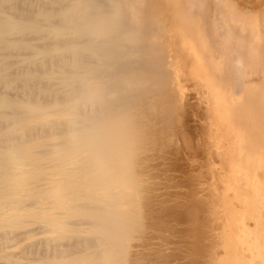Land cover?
I'll list each match as a JSON object with an SVG mask.
<instances>
[{
  "label": "bare ground",
  "instance_id": "1",
  "mask_svg": "<svg viewBox=\"0 0 264 264\" xmlns=\"http://www.w3.org/2000/svg\"><path fill=\"white\" fill-rule=\"evenodd\" d=\"M186 85L205 104L226 195L241 206L226 209L231 260L264 264V0H0V264L136 262L167 178L149 162L155 123L185 106ZM220 204L205 206L216 217Z\"/></svg>",
  "mask_w": 264,
  "mask_h": 264
},
{
  "label": "rangeland",
  "instance_id": "2",
  "mask_svg": "<svg viewBox=\"0 0 264 264\" xmlns=\"http://www.w3.org/2000/svg\"><path fill=\"white\" fill-rule=\"evenodd\" d=\"M238 2H239V0H238ZM243 2V0H241V3ZM245 2V1H244ZM209 12V11H208ZM191 85H192V83H191ZM191 85H186V87H185V89H186V92L184 93V95H186V94H188L189 93V96L192 98V99H197V97H198V95H197V97H196V91L194 90V89H192V88H190L189 86H191ZM187 86L189 87V88H187ZM192 87V86H191ZM190 90V92H188L189 90ZM191 90H193V91H191ZM196 92V93H195ZM191 93V94H190ZM195 93V94H194ZM188 96V98H186L188 101L186 102V99H185V97H184V101H185V103H184V105L185 106H182L183 104L180 102V106H182L183 108L182 109H184L185 107V109H186V111H185V109H184V112H185V114H183L184 112L183 111H181L182 109H181V107L178 109V107L176 108L177 110H175L177 113H179V114H176L175 115V113H173V115H172V117H171V115H170V117L168 116H166V117H164V115H159L160 117H161V120L164 122V125H165V123H166V125L165 126H168V122H172L171 124H169V126L167 127V128H165V126L163 127V122H161V120H159L158 119V121H160V122H158V121H156V125L155 126H158L159 125V127L161 128V127H163L162 128V130L158 127H156L157 128V132H160L161 131V133H163V131L165 132L166 130V132H165V134L163 133V135H165L166 137H168V138H166V137H164L161 133H160V135L158 136V134L157 135H155L154 136V139H155V141L154 142H156L155 143V146L153 145V148L151 149L152 151H150L151 153V155H149L150 156V159H149V162L151 163V165H152V168H153V174L155 175H159V173L160 174H165L164 176L163 175H159L158 177L161 179V178H163V179H161V180H163L164 181V177H166V175H167V178H169L168 176H174L173 178H172V181L174 182H170L171 181V178L170 179H167L168 181H166V179H165V181H164V183H163V181H162V183H163V185H164V187L166 188H164V190H162L163 192H162V194H163V197L161 198V200L158 202L159 204H156V205H153V209H151L152 211H151V217L153 218V220L151 219V217H150V214H149V216H148V219H146V220H148V223L146 222V228H149V230H147V232H148V234H150L149 236H148V234H147V232H145L146 234H145V242H144V246H145V248H144V246H143V249H145V250H143L141 253L144 255H142V254H140V255H138L137 256V260H136V262H130V264H133V263H135V264H143L144 262L146 263V264H171V263H173V264H236L235 262H232L233 260H231L232 258H233V255L232 254H234L233 252L234 251H232V249H230L229 250V239H228V235H230V227H229V219H228V217H230L229 215H227V207L228 206H230V205H233L234 207H237L236 209H235V211H238V210H240L241 209V206H240V204L236 201V200H234V199H232L231 197H229V196H227L226 195V190H227V188L224 186L225 184H224V182H222V180H221V178L223 177V176H225V174L227 173V168H225V166L224 167H222L224 164H223V161H222V158H219V155L221 154H216L217 153V149L216 148H218L217 147V144H215V142L216 141H214L211 137L209 138V135H210V133H208L207 134V132H210L209 131V128H208V126H207V123H208V121H207V119L205 118V104H204V102H202V101H200L201 99L198 97V99H199V102H198V99L195 101V100H192L190 97ZM189 101H190V103H189ZM193 101V102H192ZM183 102V101H182ZM200 102H202V103H200ZM187 103V104H186ZM195 103H196V105H195ZM199 103H200V105H199ZM204 104V105H203ZM187 106H189V109H188V107ZM195 106V107H194ZM197 106H198V109H197ZM200 107V108H199ZM193 108V110H191ZM190 110V111H189ZM203 110V111H202ZM198 111V112H197ZM193 112V113H192ZM197 112V113H196ZM180 113L182 114V115H180ZM191 113V114H190ZM196 114L198 115L197 117H196ZM174 115H175V117H174ZM187 115V116H186ZM195 116V118L193 119L192 117H194ZM164 117V118H163ZM174 117V119H172V121H170L171 120V118H173ZM186 117V118H185ZM182 118V119H181ZM200 118V119H199ZM166 119V120H165ZM206 121H205V120ZM167 120H169L168 122H167ZM181 120V121H180ZM200 120H204V121H200ZM175 122V123H174ZM186 124H185V123ZM198 122H201V123H198ZM202 122H204V124L202 123ZM158 123V124H157ZM175 125H174V124ZM184 123V124H183ZM193 123V124H192ZM173 124V125H172ZM202 124V125H201ZM161 125V126H160ZM172 126V127H171ZM188 126V127H187ZM193 126V127H192ZM205 128H204V127ZM174 127V130L173 129H171V128H173ZM180 127V128H179ZM182 127V128H181ZM198 127V128H197ZM165 128V129H164ZM170 128V129H169ZM188 128V129H187ZM160 131H159V130ZM168 129H169V131L171 132H169L168 131ZM178 129V130H177ZM183 129V130H182ZM203 129V130H202ZM205 129H207V131L205 130ZM180 130V131H179ZM200 130V131H199ZM202 130V131H201ZM175 132V134H174V132ZM206 131V132H205ZM169 132V133H168ZM196 132V133H195ZM204 132V133H203ZM177 133V134H176ZM167 134V135H166ZM170 134V135H169ZM172 134V135H171ZM162 135V136H161ZM197 135H199V137L197 136ZM204 135H205V137H204ZM170 136H172V137H170ZM179 136V137H178ZM208 138H207V137ZM211 136V135H210ZM204 137V138H203ZM158 138H160V139H158ZM162 138V139H161ZM164 138V139H163ZM170 138V139H169ZM172 138H173V140H172ZM175 138H177V139H179V141L180 142H178V140L177 139H175ZM186 138H188V140H190V144L188 145L187 143H184V142H186L184 139H186ZM196 138L198 139L199 138V141L201 142V143H196L197 141H196ZM165 139H167V140H165ZM206 140L205 142H204V140ZM208 139H210V140H208ZM159 140V141H158ZM161 140V141H160ZM168 140H170V142L172 143L171 145H170V142L168 141ZM203 140V141H202ZM162 141H165V142H162ZM167 141V142H166ZM172 141H174V142H172ZM175 141H177V143H179V145L175 142ZM184 141V142H183ZM198 141V142H199ZM209 141H210V144H209ZM158 142H160V143H158ZM203 142V143H202ZM208 144H207V143ZM161 143H164V144H161ZM166 143V144H165ZM175 143V144H174ZM211 143L212 144H215V146H214V148L213 147H211ZM158 144V145H157ZM168 144V145H167ZM182 144V145H181ZM158 146V148H157V146ZM176 145V146H175ZM194 145H196V147L194 146ZM200 145H201V147H200ZM207 145V146H206ZM161 146V147H160ZM167 146V147H166ZM169 146H171V147H169ZM205 146V147H204ZM213 146V145H212ZM154 147H156V148H154ZM164 147V148H163ZM166 147V148H165ZM198 147V148H197ZM162 150H161V149ZM171 148H173V149H171ZM176 148V149H175ZM188 148V149H187ZM193 148V149H192ZM205 148H206V150H207V152H210V154H208V153H206V150H205ZM207 148H213L212 150H214V149H216V152H215V150L212 152L211 151V149H210V151H209V149H207ZM157 150V151H155V150ZM163 149H165V152L163 151ZM168 149V150H167ZM183 149V150H182ZM186 149V150H185ZM203 149V150H202ZM219 149V148H218ZM154 150V151H153ZM161 152H160V151ZM167 150V151H166ZM169 150H171L170 152H168ZM176 150V151H175ZM181 150H182V154H178V153H181ZM220 150H222V149H219L218 150V152L220 151ZM175 151V152H174ZM185 152V154H184V152ZM202 151V152H201ZM155 152H157L156 154L158 155V153H159V155L157 156L156 154H155ZM162 152H164V153H166V154H164V153H162ZM221 152V151H220ZM153 153V154H152ZM164 154V155H162V154ZM167 153H169V154H167ZM177 153V154H176ZM205 153V154H204ZM171 154H174V155H176V156H174V155H171ZM207 154L208 155H211V156H209L208 158H209V160H210V157H211V160H212V158H213V160L211 161L210 160V162L208 163V161H206V158H207ZM153 155V156H152ZM172 157H171V156ZM217 155H218V157H217ZM160 156H162V157H160ZM166 158H165V157ZM185 156H187L186 158H185ZM197 156V157H196ZM222 156V155H221ZM154 157H155V159H154ZM193 157V158H192ZM154 160H153V159ZM157 158V159H156ZM162 158V159H161ZM164 158V159H163ZM168 158V159H167ZM196 158V159H195ZM203 159L202 161L201 160H199V161H201L202 163H206V164H210L211 162H213V164H211V165H209V166H211V167H213V168H208L207 166L208 165H206V164H202L201 162H199V161H196L197 159ZM207 158V159H208ZM219 158V159H218ZM159 159V160H158ZM190 160V162L192 163L193 162V164H191L190 162H189V160ZM194 159H195V161L196 162H199V163H197L196 164V162L194 161ZM221 159V160H220ZM153 160V161H152ZM220 160V162H218ZM158 162V164H157V166H154V164L156 165V163ZM159 162H161V163H159ZM167 162H168V164H167ZM214 162H216V164L214 165ZM154 163V164H153ZM195 163V164H194ZM199 164V165H198ZM150 165V166H151ZM166 165V166H165ZM201 165V166H200ZM163 168V166L165 167L164 169H162L161 167ZM190 166V167H189ZM197 166H199V167H197ZM204 166V168H208L210 171H211V173L212 172H214L213 171V169L215 170V171H217V172H215V173H209V177H210V180H208V173L207 172H209V170L207 169H200L201 167H203ZM216 166H217V168H216ZM156 168V169H155ZM167 168V169H166ZM168 168H170L169 170H168ZM219 168V169H218ZM161 169V170H160ZM166 169V170H165ZM155 170V171H154ZM158 170V171H157ZM165 171V173H164V171ZM191 170V171H190ZM199 170V171H198ZM200 170H202V176L203 175H205V176H203V177H205L204 179H207V180H200V178H202L200 175H201V173H200ZM223 171V174L221 173L222 171ZM159 171H161V172H163V173H161V172H159ZM170 171H172L171 173H170ZM175 171H176V173H175ZM182 171V172H181ZM184 171V172H183ZM195 171V174L196 175H198V176H196L193 172ZM206 171V172H205ZM221 171V172H220ZM157 172V173H156ZM180 172V173H179ZM203 172H204V174H203ZM170 175H169V174ZM182 173V174H181ZM186 173V174H185ZM191 173H193V174H191ZM200 173V174H199ZM207 175H206V174ZM190 174V175H189ZM217 175V180H216V178H214V175ZM183 175V176H182ZM189 177H188V176ZM193 175V176H192ZM211 175V176H210ZM215 175V176H216ZM163 176V177H162ZM180 176L183 178H180ZM186 176H187V178H186ZM193 177V179L191 180L190 178H192ZM207 176V177H206ZM220 176V177H219ZM175 177H176V179H175ZM186 179H185V178ZM194 179H196V181H193ZM213 179H215L214 181H211V180H213ZM177 180V181H176ZM181 180V181H180ZM183 180V181H182ZM199 181H201L200 182V185L201 186H199V189L197 188L198 187V185L199 184H197V183H199ZM202 181L204 182H209V183H212V184H210L209 186L210 187H208L207 186V183H206V188H203V187H205V184L202 186ZM167 182L169 183H171V184H167ZM196 182V183H195ZM204 182V183H205ZM216 183V182H218V185L216 186V184H214V183ZM208 183V184H209ZM165 185H169L168 186V188L165 186ZM173 185V186H172ZM175 185L176 186H178V188H179V186L181 187V189L179 188V190L178 189H176V187H175ZM184 187V188H183ZM188 187V188H187ZM220 188V189H217V188ZM223 187L225 188V190H223ZM175 188V189H174ZM195 188H196V190H195ZM201 188H202V190H201ZM168 189V190H167ZM186 189H188V191L186 190ZM203 189H204V191L205 192H203ZM212 189V191L211 192H213L214 194L216 193V195H215V198H217L218 197V203L216 202V200H215V202H213V197H214V194L212 195V194H210V195H208L209 193H211V192H209L210 190ZM167 190V191H166ZM172 190V191H171ZM207 190H208V192H207ZM222 192H221V191ZM182 193H181V192ZM192 191H193V193H192ZM197 191V192H196ZM199 191H202L203 192V194L202 193H200ZM220 191V192H219ZM169 192V193H168ZM176 193V194H174V193ZM194 192H196V193H194ZM166 193V194H165ZM173 193V194H172ZM178 193V194H177ZM189 193V194H188ZM197 193L199 194V196H197V198L199 197L200 198V200H199V198L198 199H196L194 196L195 195H197ZM204 193H206L205 195H204ZM223 193V194H222ZM183 194V195H182ZM200 194H202L203 196H207V197H204L205 199L206 198H208V200H210V201H206L205 202V200L203 199V196H201ZM166 195V198L164 197ZM168 195V196H167ZM170 195H172V196H170ZM180 195V196H179ZM212 195V197L210 198V196ZM220 195V196H219ZM171 198H170V197ZM177 197L178 196V198H175V197ZM184 196V197H183ZM186 196V197H185ZM191 196V197H190ZM167 197H169L168 199H167ZM202 197V198H201ZM172 198H173V200H174V202L172 203V202H170V200L171 201H173L172 200ZM182 198L184 199V200H182ZM190 198V199H189ZM210 198V199H209ZM214 198V199H215ZM166 199H167V201H168V203L167 204H165L167 201H166ZM175 199H176V201H175ZM179 199V200H178ZM204 200V201H202V200ZM165 200V201H164ZM181 200V201H180ZM196 200V201H195ZM199 200V201H198ZM185 201V202H184ZM170 202V203H169ZM179 202V203H178ZM200 202V203H199ZM220 202H221V204H220ZM223 202V203H222ZM175 203H177V204H180V205H177L176 206V204ZM181 203H182V205H181ZM183 203L185 204L184 206H183ZM189 203H191L192 205H190ZM194 203V204H193ZM195 203H197V204H195ZM202 203V204H201ZM204 203H206V204H204ZM208 203H212L213 205L216 203V204H220L218 207L219 208H217V211H218V213H220V212H222V213H220V215L218 216L216 213H217V211H216V208H215V211L216 212H214L215 213V215H216V217L218 216L219 218H220V220H221V222H219L218 221V219L219 218H216L215 216H214V214H212V212H210V210H212V209H210L211 207L213 208V210H214V207H217V205H214V207L211 205V204H209V209L210 210H208V206H205V205H208ZM198 204H201L203 207H204V209H206L205 207H207V209L204 211V209H203V207H201L200 205H198ZM171 205V206H170ZM176 207H175V206ZM187 205V206H186ZM189 205V206H188ZM195 205H198V207H195ZM162 206H163V208H162ZM164 206H166L165 207V210H164ZM174 207V209H173V207ZM200 206V207H199ZM211 206V207H210ZM223 206V207H222ZM154 207H155V209H154ZM172 207V208H171ZM180 207H182V208H180ZM187 207V208H186ZM169 208H170V210H169ZM177 208V209H176ZM178 208H180V209H178ZM193 208V209H192ZM203 210H202V209ZM161 209V210H160ZM173 209V210H172ZM176 209V210H175ZM188 209V212L189 213H187L186 214V212H184V211H186ZM190 209V210H189ZM198 209V210H197ZM221 209H223V211H220L219 212V210ZM153 210L155 211V213L153 212ZM159 210V211H158ZM164 210V211H163ZM171 211V212H169V211ZM175 210V211H174ZM208 210V211H207ZM212 210V211H213ZM158 211V212H157ZM163 211V212H162ZM167 211H168V213H167ZM198 211V212H197ZM202 211V212H201ZM167 214H166V213ZM172 212H174V213H172ZM164 213H165V215H164ZM197 213H199V214H197ZM212 215H211V214ZM154 214H155V216H154ZM157 214V215H156ZM158 214H161V215H159V217H158ZM171 214V215H170ZM209 214H210V216L211 217H213V218H211V220L212 219H215L216 218V220H214V221H211L209 218L207 219V216L209 217ZM221 214L223 215V216H225V218H222L221 219V217H223V216H221ZM225 214V215H224ZM164 215V216H163ZM173 215V216H172ZM198 217H197V216ZM207 215V216H206ZM162 217V219L160 220V218ZM167 216V217H166ZM187 216V217H186ZM191 216H192V218H191ZM196 216V217H195ZM195 219H194V218ZM204 217V218H203ZM206 217V218H205ZM156 218V219H155ZM159 218V219H158ZM150 219L152 220V221H150ZM169 219V220H168ZM198 219V220H197ZM205 219H206V221H205ZM226 221H225V220ZM158 220H159V222H158ZM201 220V221H200ZM204 220V221H203ZM160 221H163V222H160ZM174 223H173V222ZM192 221V222H191ZM196 221V222H195ZM211 221V222H210ZM217 221V222H216ZM226 223H224V222ZM156 222V223H155ZM167 222V223H166ZM181 222V223H180ZM187 222L188 223H190V224H187ZM194 222V223H193ZM203 222V223H202ZM212 222L214 223V225H213V227H212ZM150 223H151V225H150ZM154 225H153V224ZM159 223V224H158ZM170 225H169V224ZM179 223V227L178 226H176V224H178ZM182 223H184V224H182ZM218 223H224L225 224V226L223 225V224H218ZM166 224V226H164ZM172 224H174V225H172ZM201 224H203V225H201ZM204 224H207L206 226L204 225ZM211 224V225H210ZM157 227H156V226ZM168 225V226H167ZM195 225V226H194ZM223 227H225L223 230L221 229V228H223ZM250 225H252L251 227H254V221H251L250 222ZM147 226H149V227H147ZM151 226H153V227H151ZM155 226V227H154ZM173 226V227H172ZM203 226V227H202ZM212 227L211 229H212V231L211 232H209V230H207L208 228L210 229V227ZM214 226H216V227H214ZM219 226L221 227V228H219ZM160 227V228H159ZM166 227H168V228H166ZM205 227H207V228H205ZM162 228V229H161ZM175 228V229H174ZM179 228V229H178ZM203 228V229H202ZM220 230H222L223 232H221V231H219V229ZM151 229H153V230H151ZM157 229V230H156ZM160 229V230H159ZM169 229H171V230H175V231H170ZM177 229V230H176ZM202 229V230H201ZM214 229H215V231H214ZM216 229H217V231H219L218 233H222L223 234V237H222V234L220 233V237H219V239L218 238H216L217 236H218V233H217V235H216V237H215V234H216ZM227 229V230H226ZM204 230V232H202ZM156 231H159L158 232V234H157V232ZM178 231V234H181V236L180 235H178L176 232ZM160 232H162V235H160ZM165 234H164V233ZM167 232V233H166ZM180 232V233H179ZM183 232V233H182ZM185 232V233H184ZM208 232V233H207ZM152 233H153V235H152ZM156 233V234H155ZM170 233V234H169ZM173 233V234H172ZM213 233H215V234H213ZM165 236H164V235ZM175 234V235H174ZM212 234V235H211ZM144 235V234H143ZM154 235H155V240H154ZM172 235V236H171ZM175 237H177V238H174V236ZM177 235V236H176ZM190 238V240H188L189 238L187 237V236ZM200 235V236H199ZM214 235V236H213ZM152 236V237H151ZM160 236H162V237H160ZM186 236V237H185ZM198 236V238H196ZM167 237H169V238H167ZM182 237H183V239H182ZM205 237H207V238H205ZM211 237H212V240H211ZM221 237H222V239H221ZM160 238H162V241H161V239ZM171 238V239H170ZM181 238V239H180ZM200 238V239H199ZM210 238V239H209ZM148 239H150V240H148ZM199 239V240H198ZM194 240V241H193ZM216 240H218L219 242L218 243H220L219 244V248H220V246L222 245L223 247H225L224 249H223V247H221V250L223 251H220V249H219V251L216 253V254H219V255H217V256H215V257H217L216 259H215V257L213 256L212 257V249H213V252H214V249H216V251H217V248H214L215 247V245L214 244H216L217 243V241H216V243H215V241ZM222 240H224L223 242L225 243H223V242H221ZM147 241V242H146ZM150 243H149V242ZM155 241V242H154ZM170 241V242H169ZM188 241V242H187ZM199 241V242H198ZM162 242H164V244H162ZM166 242V243H165ZM172 242V245L170 244ZM193 242V243H192ZM201 242V243H200ZM203 242V243H202ZM210 242V243H209ZM146 243H148L147 245L149 246H147V245H145ZM155 243V244H154ZM158 243V244H157ZM167 243H169V244H167ZM176 243V246L174 245V244ZM178 243H180V244H178ZM182 243V244H181ZM184 243V244H183ZM205 243V244H204ZM207 243V244H206ZM211 243H213V244H211ZM152 244H153V246H152ZM157 244V245H156ZM178 244V245H177ZM224 244V245H223ZM159 245H160V247H159ZM185 245V246H184ZM194 245V246H193ZM195 245H197L198 246V249H195ZM201 245V246H200ZM207 245V247H205ZM155 246V247H154ZM167 246H169V247H167ZM174 248H173V247ZM177 246H179V247H177ZM182 246V247H181ZM192 246V247H191ZM213 246V247H212ZM217 247H218V244L216 245ZM228 246V248H226ZM162 247V249L160 250V248ZM165 247V248H164ZM181 247V248H180ZM183 247H184V249H183ZM188 249V250H186V248ZM189 247V248H188ZM149 250H148V249ZM151 248H153V249H151ZM157 250H156V249ZM159 248V249H158ZM165 250H164V249ZM169 251H168V250ZM179 249V250H178ZM189 249H190V252H191V255H192V257L190 256V253H189ZM233 249H234V246H233ZM154 250H155V253L156 254H154ZM163 250V251H162ZM177 250V251H176ZM224 250H226V251H224ZM145 251V252H144ZM147 251V252H146ZM149 251V252H148ZM152 251V252H151ZM165 251V252H164ZM168 251V252H167ZM179 251V252H178ZM182 251H184V252H182ZM203 251V252H202ZM230 253H229V252ZM232 251V252H231ZM144 252V253H143ZM164 252V253H163ZM170 252L171 253H174L173 255L172 254H170ZM195 253L194 255H193V253ZM225 252V253H224ZM146 253V254H145ZM148 253H149V255H150V257L148 256ZM151 253V254H150ZM153 253V254H152ZM177 253V254H176ZM182 255V256H185V257H182L180 254ZM189 253V256L187 257V255L186 254H188ZM220 253H223V254H220ZM229 253V254H228ZM157 254H158V256H157ZM162 255V257H165L164 259H167V261L166 260H164V262H163V259L161 258V255ZM165 254H167V255H165ZM198 255V257L197 256H195V255ZM230 254L232 255L231 257H230ZM152 255H154V257H152ZM174 256V257H167V256ZM176 255H177V257H179L180 256V258H176ZM179 255V256H178ZM211 255V256H210ZM213 255H215V252H214V254ZM141 256V257H140ZM194 256V257H193ZM202 256V257H201ZM138 257H139V260H138ZM144 258L143 260L141 259V258ZM146 257H148V258H146ZM156 257H157V259H156ZM187 257V258H186ZM201 257V258H200ZM146 258V259H145ZM151 258V259H150ZM162 259V260H160L159 261V259ZM169 258H171V259H169ZM190 259V260H187V259ZM192 258V259H191ZM198 258V259H197ZM211 258V259H210ZM141 259V260H140ZM149 259V260H148ZM173 259H175V260H173ZM177 259H178V261H177ZM181 259H183V260H181ZM201 259V260H200ZM205 259V260H204ZM210 259V260H209ZM216 261H215V260ZM147 260H148V262H147ZM152 260H154V263H153V261L151 262ZM159 261V262H157V261ZM172 260V261H171ZM202 260H204V261H202ZM138 261H141V262H138ZM169 261V262H168ZM212 261V262H211ZM143 262V263H142ZM150 262V263H149ZM168 262V263H167ZM174 262H176V263H174ZM180 262H182V263H180ZM191 262V263H190ZM195 262V263H194ZM245 262V261H244ZM144 263V264H145ZM245 264V263H244ZM259 264V263H258Z\"/></svg>",
  "mask_w": 264,
  "mask_h": 264
}]
</instances>
